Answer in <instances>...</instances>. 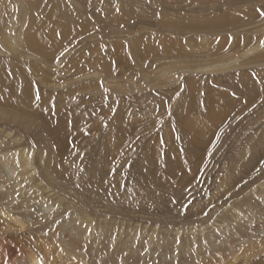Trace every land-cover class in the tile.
Listing matches in <instances>:
<instances>
[{
	"label": "rangeland",
	"instance_id": "rangeland-1",
	"mask_svg": "<svg viewBox=\"0 0 264 264\" xmlns=\"http://www.w3.org/2000/svg\"><path fill=\"white\" fill-rule=\"evenodd\" d=\"M32 251L264 264V0H0V260Z\"/></svg>",
	"mask_w": 264,
	"mask_h": 264
},
{
	"label": "bare ground",
	"instance_id": "bare-ground-1",
	"mask_svg": "<svg viewBox=\"0 0 264 264\" xmlns=\"http://www.w3.org/2000/svg\"><path fill=\"white\" fill-rule=\"evenodd\" d=\"M68 29L65 27L64 23L58 22L56 23V25H54L53 27H50L47 30V34L52 38V39H56V37L60 34H63L67 31ZM197 125V124H196ZM200 125V124H198ZM202 129V128H200ZM199 129V130H200ZM12 254H14V252L12 251ZM12 256V255H11ZM10 259V258H9ZM44 258L37 255V252L32 251L29 255L27 259H22L19 262H15V263H11V264H45L44 262ZM55 262V261H54ZM0 264H3L2 260H0ZM5 264H8L7 261H5ZM57 264V263H56Z\"/></svg>",
	"mask_w": 264,
	"mask_h": 264
}]
</instances>
